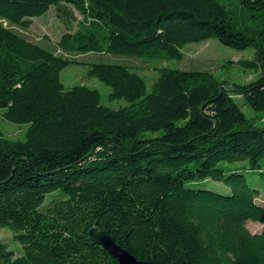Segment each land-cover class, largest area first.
I'll return each instance as SVG.
<instances>
[{"label": "trees", "instance_id": "trees-1", "mask_svg": "<svg viewBox=\"0 0 264 264\" xmlns=\"http://www.w3.org/2000/svg\"><path fill=\"white\" fill-rule=\"evenodd\" d=\"M52 6L83 15L58 40L67 53L182 60L215 38L254 49L238 64L260 75L230 86L166 68L149 87L126 64L89 62L126 102L112 107L66 89L78 61L22 33ZM0 109L27 126L24 139L0 129V227L22 245L0 238V264H118L90 240L95 224L151 264H264V228L248 227L264 224V0H0Z\"/></svg>", "mask_w": 264, "mask_h": 264}, {"label": "rangeland", "instance_id": "rangeland-1", "mask_svg": "<svg viewBox=\"0 0 264 264\" xmlns=\"http://www.w3.org/2000/svg\"><path fill=\"white\" fill-rule=\"evenodd\" d=\"M73 11L72 18L66 17V9ZM65 10V11H64ZM83 18V15L73 6H65L58 9L52 6L50 10L42 17L33 19L31 28L28 31H22L32 41L47 45L55 54L78 61L71 63L61 72V79L66 89L77 84H85L99 89L103 101L112 107H119L126 102L121 100L109 101L108 94L111 88L101 81L98 77L89 74V62H113L128 65L131 69L137 71L151 87L159 78L163 69H200L205 70L228 85L235 82L246 83L259 77L260 72L251 69H245L238 64L240 60L251 58L254 55V49L236 50L224 45L215 38H210L202 42H192L184 46V58L182 60L171 59L164 56H144V57H121L103 53H67L58 48V40L68 29H76L77 23ZM8 25L7 22H4ZM18 30V28L13 27ZM240 99V96H236ZM243 101L241 100V103ZM243 108L249 117L258 113L247 105ZM4 110L0 109V129L13 139H24L27 129L26 125H19L9 122L3 116ZM208 186L221 185L212 180L208 181ZM218 186L213 188L217 189ZM220 190V189H219ZM56 194H50L46 204L52 200ZM260 204H264V192L257 199ZM248 227L252 232H260L264 224L259 222H248ZM0 238L5 239L9 247L16 253L22 252V245L15 239L14 233L7 227H0Z\"/></svg>", "mask_w": 264, "mask_h": 264}, {"label": "water", "instance_id": "water-1", "mask_svg": "<svg viewBox=\"0 0 264 264\" xmlns=\"http://www.w3.org/2000/svg\"><path fill=\"white\" fill-rule=\"evenodd\" d=\"M89 238L110 252L118 264H151L149 261L138 259L128 249L118 244L110 231L99 229L97 224L89 229Z\"/></svg>", "mask_w": 264, "mask_h": 264}]
</instances>
